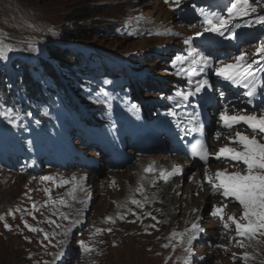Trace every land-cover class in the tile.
Instances as JSON below:
<instances>
[{"label":"rangeland","instance_id":"obj_1","mask_svg":"<svg viewBox=\"0 0 264 264\" xmlns=\"http://www.w3.org/2000/svg\"><path fill=\"white\" fill-rule=\"evenodd\" d=\"M225 1L231 7L232 0ZM90 2L93 7L100 8L102 14L94 20H87V24L83 20H73L74 11L80 10L82 5ZM249 3L256 10L249 11L248 14L255 12L257 20L264 17V0H249ZM140 14L155 18V21H147L153 31V37L140 38L144 32L130 22L138 21ZM182 17V12L173 9L171 5L161 4L160 0H0V32L7 34L12 44L7 40L1 42L15 50L16 56L20 57L16 59L17 61L26 60L30 56L27 55L30 53L28 50L30 47L46 58L47 44L54 45L52 47L56 49L61 45L76 47L86 53L107 50L144 73L146 77L132 79L144 80L151 88L153 85L150 81L154 80L156 84L157 76L166 78L165 75L168 73L177 75L179 62L174 61L178 57V51L193 44L192 41L191 44L185 43L194 32V28L187 26ZM246 17L247 15L229 17L227 7L223 16L224 19L237 21L233 28H238L236 25L240 26ZM261 27H264V24L257 23L248 29L247 34L251 37L253 45H257L258 41L251 36V30H257L259 34L262 32ZM84 29L90 30L88 47L65 39L70 32L83 34ZM238 39L242 43L239 36ZM34 42L41 46L33 45ZM153 47L161 54L157 58H149L150 54L146 55ZM49 54L56 56L55 53H47ZM11 56L12 51L7 53L6 59L1 57L4 60L1 68H6L7 72L10 69L8 63ZM138 59L140 60L137 61ZM167 65L171 68L166 67ZM106 73L118 79V76L117 78L115 76L116 72L106 70ZM108 86L104 85L105 88ZM116 88L122 90L123 86L116 84ZM28 116L30 117L29 111ZM31 123L34 127L40 125L39 120H31ZM9 134H11L9 121L3 120L0 114V136L8 139ZM97 172H89L91 181L95 184L99 182ZM134 173L136 166L125 173L119 172L104 178L106 191L101 190L100 184L98 195L93 194L96 201L91 216L97 218L96 223L99 225L96 230L101 229L104 234L96 231L93 235H96L97 239L94 245L89 247L91 251L83 254L79 242L83 241L86 246L92 238L91 229L78 236L76 240L59 242L60 235L49 227L52 220L65 219L72 205L66 200L68 192L63 190V186L52 187L37 177L27 178V173L23 171L11 170L8 174L0 170V216L4 217L0 220V264H177L181 254L185 252L184 239L175 243L171 238L173 233L183 236L184 209L187 212L186 208L189 207L192 210H201L203 207L206 213L211 202L205 195V190L201 188L194 190L193 194H187L191 186L182 179H178L179 187L175 192L172 183L153 179L151 185L156 186L159 181L161 188L171 193L174 208L166 219L170 220V217L174 216L176 227L161 224L158 220L144 223L139 218L136 221L125 218L121 231L112 229L110 221L106 218L113 212L111 204L114 198L122 195L126 199L122 193L145 192L149 189L148 181L141 180L125 191L118 190V187L115 191L111 190L113 193L107 194L114 178L127 186L133 183L131 175ZM178 210L181 211L179 218ZM5 224L9 227L6 228ZM26 224L38 227L42 232L36 236L34 231L25 226ZM216 225V221L207 222L206 227L212 237L216 235ZM202 252L206 253V250L202 249ZM215 254L220 257V250L216 248ZM209 260H213V257ZM208 264L215 263L209 261ZM223 264L237 263L229 256Z\"/></svg>","mask_w":264,"mask_h":264},{"label":"snow or ice","instance_id":"obj_2","mask_svg":"<svg viewBox=\"0 0 264 264\" xmlns=\"http://www.w3.org/2000/svg\"><path fill=\"white\" fill-rule=\"evenodd\" d=\"M169 0H165L168 3ZM176 7L180 5V0H173ZM256 9L251 6L249 0H232L231 7L228 8L229 17L244 16L247 15L249 11H255ZM201 14L204 15V23L207 27L204 28L205 32H216L220 35H224L221 29H227V25L230 20L224 19L223 17L213 13L208 15L203 9L200 10ZM257 23L264 24V18L257 20ZM239 27V25H236ZM197 36L202 35V33H197ZM231 38H234V33ZM192 38L185 40L186 44H191ZM13 49L9 45H4L0 42V57L7 58V53L11 52ZM264 53V43H262L257 49V54ZM189 56L192 57V65H204L210 66L211 59L205 56L202 52H199L196 48H191L189 51ZM187 57H176L175 62H183ZM252 64L245 59V54H241L235 58L234 63L223 64L221 67L216 69V75L222 77L226 81H230L233 84L243 83L249 75H252ZM179 75V71L177 72ZM208 85L207 80L197 81L195 91H187L176 93L177 97H181L183 101H188L190 97L201 92V90ZM247 88V84H244ZM256 89L252 88L246 94L251 97L255 95ZM193 119L199 121V114H195ZM220 120L223 122V126L226 129L232 130L234 125L243 122L251 130L252 135H244L239 131L235 132L234 137H230V143H234L239 147H229L225 146L219 149L215 154V159L221 162H239L243 166V171L229 172L227 169L217 170L214 176H209L205 172V177L208 183L212 186L213 194L217 192H222L224 197H231L234 201L238 202V205L242 209V214L239 218L236 216L228 215L227 221L235 225V231L237 236L241 237L237 241L240 248L245 247V242L249 244L255 240L257 235L264 236V143L257 139L258 135L264 136V115L257 116L256 114L251 115H228L227 109L220 113ZM202 127V126H201ZM195 130V129H193ZM220 133H216V138L219 139ZM191 155L193 157H198L201 161L207 164L209 159L208 146L204 142H197L192 145ZM236 166V165H233ZM146 172L153 171L150 166L145 169ZM180 173V168L178 165L173 166L171 171L166 172L165 170H160V177L167 182L172 176L178 175ZM42 180L48 181L53 178L50 176L41 177ZM75 179V177H73ZM68 183V181H64ZM139 191V189H137ZM133 204L143 207L140 201L135 199L132 200ZM35 208V205H33ZM227 205L222 207H215L211 212L213 217H218L221 222H223V227L228 229L230 224L225 222V211L224 209ZM4 217L0 216V220ZM67 219V217H65ZM155 219V217H153ZM106 220L111 221V217H107ZM30 231H41L40 229L32 228L29 225ZM5 227L9 226L5 224ZM193 234L189 236L187 240L188 248L185 249L189 255L192 254V242L196 239L195 232H203L204 229L200 228L197 224H192ZM100 232L101 229H97ZM111 231V229H107ZM47 234H45V239H47ZM81 249L84 252H90L91 249L85 246L83 241L79 242ZM166 246V245H165ZM243 259L247 261L249 259V254L244 253ZM185 264L188 261L185 260Z\"/></svg>","mask_w":264,"mask_h":264},{"label":"bare ground","instance_id":"obj_3","mask_svg":"<svg viewBox=\"0 0 264 264\" xmlns=\"http://www.w3.org/2000/svg\"><path fill=\"white\" fill-rule=\"evenodd\" d=\"M225 3L226 2H221V4H225ZM206 8L208 7L206 6ZM190 19L194 21L198 19V17L191 16ZM166 67H170V66L167 65ZM168 75H170V73H168ZM174 78L175 77H173V80ZM162 84L164 85V83ZM169 84L170 82H168V84L166 85H169ZM160 170H165L166 172L171 171L169 167L163 168V167L155 166V170L152 173H150V175L147 176L149 189L146 190L145 192H131L129 194L120 192L126 196V199L124 200L118 199L117 204H113L114 202L111 204V210L113 212L111 213V216H110L112 220L109 223L112 229L121 231L122 226L125 224L123 222L125 218L130 221H136L137 218H139L144 223L158 220L161 224H165L169 227L175 224L174 216L170 217V220L166 219L167 215H169L174 208L173 198L170 195L171 193H169L164 188L155 187L151 185V183L153 182L152 179L155 178V176L159 175ZM98 171L100 172V170ZM152 174H154V176H152ZM131 177L134 179V181L132 184H129L127 186L121 180L115 181L118 187H120L119 189L121 191H125L127 188L131 187L135 183V177L134 176H131ZM143 177L145 178L146 176H143ZM177 177H180V173L179 175H177ZM140 179H141V176L138 178V180ZM174 179L175 178L171 180H174ZM100 184L102 186L101 190L103 189V191H106L105 182L103 181L98 182L94 187L95 194L97 195H98L97 191H98ZM158 185H161V184L158 183ZM111 193H113L111 190L107 191V194H111ZM122 197L123 196L121 195L119 198H122ZM133 199L140 201L143 207H139L138 205L133 204L132 203ZM177 216L179 217V215ZM153 217H155V219H153ZM97 226L98 225H95V224L92 225V229L94 232H96ZM101 234H102V231H101ZM200 236L202 237V234H200ZM96 239H97V236L92 235V238L86 243V246L90 247L94 245V241ZM171 239L175 242H179L182 239V237L173 234V237ZM167 242H169V239L167 240ZM82 253L86 254L88 252H84L82 250Z\"/></svg>","mask_w":264,"mask_h":264},{"label":"trees","instance_id":"obj_4","mask_svg":"<svg viewBox=\"0 0 264 264\" xmlns=\"http://www.w3.org/2000/svg\"><path fill=\"white\" fill-rule=\"evenodd\" d=\"M46 1H51V0H46ZM102 14V10L100 8H95L91 5V2L85 5H82L80 10L77 9L74 11V14L72 16V19L75 21H84L87 24V20H94L95 18H97L98 16H100ZM74 17H76V19H74ZM84 24V25H86ZM90 30L87 31L86 29H84L83 34L79 35L76 34L74 32H70L68 34V37L70 39H72V41H76L78 43H82V44H89V34ZM66 55L68 56H64L63 60L61 61L62 64H72L75 61V57L74 56H69V54L67 53ZM97 81H99V79H97ZM2 83V82H1ZM3 93V91H2ZM1 93H0V107H5V106H9L10 105V100L7 96H3L1 98Z\"/></svg>","mask_w":264,"mask_h":264}]
</instances>
